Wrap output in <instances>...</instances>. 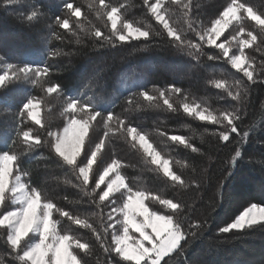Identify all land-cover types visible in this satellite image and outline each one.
I'll return each instance as SVG.
<instances>
[{
  "label": "trees",
  "instance_id": "obj_1",
  "mask_svg": "<svg viewBox=\"0 0 264 264\" xmlns=\"http://www.w3.org/2000/svg\"><path fill=\"white\" fill-rule=\"evenodd\" d=\"M66 2L68 0H13L10 4L8 0H0V57H3L0 72L6 63L50 68L49 75L36 83L20 81L0 88V154L14 151L18 155L19 167L27 173L23 178L29 184L38 187L58 207L82 219L89 218L99 229L100 209L77 186L80 182L69 166L43 143L49 139L47 131H62L65 122L62 113L67 97L91 98L90 102L97 106L98 111L122 116L146 133L153 147L163 158L170 160L173 171L192 184L189 188L178 189L164 177L162 170L149 163L150 158L143 153L139 143L133 147L131 139L120 133L105 138L102 125L95 129L96 138L104 139L105 147L98 153L94 169L99 167L102 171L112 160H117L119 171L127 178L126 183L174 202L179 201L185 207V216L193 223L208 218L210 226L186 248L179 264L185 261L187 264H264V226L219 233V229L233 222L246 205H264V34H261L260 26L246 16L239 22H233L234 27L243 26L246 32L252 31L258 36L257 41L245 49V55L255 60L254 76L262 74L261 79L251 84L222 56L209 61L208 55L219 56L220 51L207 44L202 49L205 54L199 60L157 36H150L147 41L143 38L116 41V47L108 44L99 47L100 40L94 37V30L109 34L110 22L106 24L103 10L98 12V0H71L81 8L82 16L80 26L74 24L67 32L55 25V18L67 14L64 8ZM229 2L193 0L192 18L198 24L207 25ZM242 2L258 13H264V0ZM105 3L123 6L122 18L136 26H149L153 31L161 27L147 12L142 0H105ZM32 11H37L38 15L28 21L27 16ZM170 13L171 23L180 34L186 40L197 43L198 37L188 28L189 21L183 11L171 5ZM72 19L75 21L76 18ZM72 31L76 35H72ZM231 31L233 27L225 35ZM57 36H63V39H57ZM221 41L223 36L217 43ZM233 52L238 54L235 41L229 54ZM217 81L224 82L225 87L216 88ZM237 81L248 88L241 109L244 115L238 124L241 132H249V137L237 145L236 134H233L231 142L225 147L224 142L212 135L222 130L220 125L201 121L195 114L188 115L183 110V104H198L199 110L207 109L213 114L232 110L238 105L228 95L227 89L235 93ZM50 83L59 84L63 94H48L45 89ZM172 85L181 89L179 94L170 97L174 110H169L162 100L149 103L139 95L143 91L158 95L156 90ZM31 97L41 100L39 118L44 127L30 119L25 120L22 125L24 130L31 129L32 136L41 137V145L29 151L28 144L33 141L22 142V137L18 138L16 132L21 127L17 113ZM161 132L185 137L200 149V153H193L184 145L168 140L160 135ZM13 141L16 143L13 144ZM237 146L242 155L233 165L232 149ZM77 159L79 163L83 153ZM226 168L233 174L225 182L221 198L216 193V185L222 174L227 175ZM88 187L91 189V182ZM104 187L101 185L102 189ZM115 196L118 197L119 193ZM145 203L161 213L170 211L158 202ZM211 209L214 210L209 215ZM107 211L109 209H104L105 213ZM53 218L60 221L57 228L62 234L75 235L92 246V255L86 258L87 264L118 260L115 254L108 257L104 253L91 231L80 228L58 213L54 212ZM5 241L4 230L0 229V257L4 264H19L12 259Z\"/></svg>",
  "mask_w": 264,
  "mask_h": 264
},
{
  "label": "snow or ice",
  "instance_id": "obj_2",
  "mask_svg": "<svg viewBox=\"0 0 264 264\" xmlns=\"http://www.w3.org/2000/svg\"><path fill=\"white\" fill-rule=\"evenodd\" d=\"M8 3H13V0H8ZM142 3L151 17L161 26L159 29L153 31L149 26H136L133 22L122 18L123 6H112L105 3V0H98L100 6L98 12L103 10V15L107 18L106 24L110 22L109 34H104L99 29L94 30V37L100 40L99 47H104L106 44L116 47V41L126 42L141 38L147 41L150 36H157L182 53L199 60L200 56L205 54L202 49L207 44L220 51L219 56L208 55L209 61L217 60L222 56L233 69L242 72L251 84L261 79V73H256L254 76L255 60L245 55V49L253 45L258 36L252 31L246 32L243 26L234 27L233 22H239L246 16L260 26L261 34H264V13H258L242 0H230L218 17L205 25L202 22L198 24L192 18L193 0H142ZM171 5H176L178 10L183 11V15L189 21L188 28L198 37L197 43L186 40L171 23ZM64 8L66 16L55 18V25L66 32L71 30L74 24L79 27L81 8L74 5L71 0L65 3ZM37 15V11H32L27 16V20L32 21ZM73 17L76 18L75 21ZM230 27H233V31L225 35ZM72 35H76L75 31H72ZM222 36L223 41L217 43ZM57 39H63V36H57ZM233 41L236 42L238 54L233 52L230 55ZM0 60H3V57H0ZM49 73L50 68L47 66L33 67L6 63L3 71L0 72V88H6L20 81L36 83ZM215 86L218 89L224 88L225 83L217 81ZM235 87L237 89L235 93L230 88L227 89L228 95L238 105L232 110L213 114L207 109L199 110L198 104H183V110L188 115L195 114L201 121L220 125L222 130L213 132L212 135L216 136L218 141L224 142L225 147L231 142L233 134H236L237 145L249 137V132H241L238 124L244 115L241 109L246 101L248 88L240 81L236 82ZM45 91L48 94H63L59 84L50 83ZM156 91L158 95L150 94L148 91L140 92L139 95L149 103L162 100L169 110H174L170 97L179 94L181 89L172 85ZM90 101L91 98L84 100L80 97H67L62 113L65 116L62 131H47L46 135L49 139H45L43 143L69 166L80 182L77 186L90 198L91 203L100 209L101 227L98 229L89 218L82 219L75 216L72 212L58 207L53 200L46 198L38 187L32 186L23 178L27 173L22 172L19 167L18 155L14 151H8L0 154V229H3L6 235L5 243L10 249L9 254L13 260L19 261V264H87L86 258L92 255V246L88 242H82L75 235L62 234L57 228L60 221L53 218L55 212L80 228L91 231L108 257L115 254L118 260L107 259L106 264H120L121 261L123 264H179V258L184 255L186 248L210 226L208 218L193 223L185 216V207L179 201L174 202L172 199L134 188L126 183L127 178L119 171L120 165L117 160H112L103 167L102 171L99 167L94 169L93 165L98 163V153L105 147V140L96 138L95 129L102 125L105 138H109L110 134L120 133L131 139L133 147L139 143L143 153L150 158L149 163L162 170L164 177L172 181L178 189L189 188L192 184L173 171L170 160L161 156L149 142L146 133L132 126L122 116L98 111L97 106ZM131 102L130 100L129 103ZM40 108L41 100L31 97L23 103L17 113L21 127L17 129L16 136L22 137L24 143L33 141L28 144L29 151L41 145V137L32 136L31 129L24 130L22 125L26 119H30L43 128L44 125L39 118ZM160 135L184 145L193 153H200V149L194 147L183 136L168 135L164 132ZM15 143L16 141H13V144ZM232 151L234 155L231 156V162L235 165L242 153L238 146ZM82 153L83 159L78 163L77 158ZM225 171L227 175L222 174L216 185V193L221 198L225 182L233 174L227 168ZM90 182L91 189L88 187ZM101 185L105 187L102 189ZM196 187H200L199 183ZM116 193H119L118 197L115 196ZM146 201L158 202L170 211L161 213L159 210L150 209ZM104 209L109 211L105 213ZM213 210H209V215ZM256 225L264 226V205L251 203L244 207L233 222L220 228L219 233L243 231ZM0 264H4L2 257ZM184 264L187 262L185 261Z\"/></svg>",
  "mask_w": 264,
  "mask_h": 264
},
{
  "label": "rangeland",
  "instance_id": "obj_3",
  "mask_svg": "<svg viewBox=\"0 0 264 264\" xmlns=\"http://www.w3.org/2000/svg\"><path fill=\"white\" fill-rule=\"evenodd\" d=\"M171 72V71H170Z\"/></svg>",
  "mask_w": 264,
  "mask_h": 264
}]
</instances>
